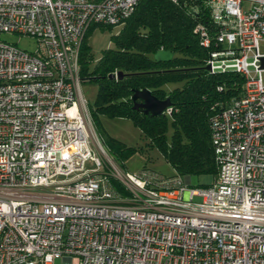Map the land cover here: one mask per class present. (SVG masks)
<instances>
[{"label": "built area", "instance_id": "1", "mask_svg": "<svg viewBox=\"0 0 264 264\" xmlns=\"http://www.w3.org/2000/svg\"><path fill=\"white\" fill-rule=\"evenodd\" d=\"M140 1L0 0V35L36 47L0 40V264H264V0H205V67L244 90L214 108L218 174L199 189L124 171L93 130L81 44Z\"/></svg>", "mask_w": 264, "mask_h": 264}, {"label": "trees", "instance_id": "2", "mask_svg": "<svg viewBox=\"0 0 264 264\" xmlns=\"http://www.w3.org/2000/svg\"><path fill=\"white\" fill-rule=\"evenodd\" d=\"M200 24L214 26L205 0H141L112 36L116 47L104 50L96 63L87 34L96 28L112 30L113 26L94 25L88 30L80 48V77L82 82L98 85L93 120L99 114L128 119L176 175H207L216 180L210 118L215 107L227 106L242 95L244 79L235 72L212 74L205 70L208 52L196 32ZM160 50L172 52V60L155 61ZM119 72L123 73L121 79L116 76ZM112 75L116 78H110ZM145 89L159 100L169 98L171 115L153 117L135 109L132 96ZM104 143L118 160L137 151L108 134Z\"/></svg>", "mask_w": 264, "mask_h": 264}, {"label": "rangeland", "instance_id": "3", "mask_svg": "<svg viewBox=\"0 0 264 264\" xmlns=\"http://www.w3.org/2000/svg\"><path fill=\"white\" fill-rule=\"evenodd\" d=\"M249 3L245 2V8L249 9ZM121 26H114L110 29L96 28L90 31L87 36L89 44L92 47V53L96 63L104 50L114 49L116 45L112 40V36L116 35ZM18 35H0V40H5L16 47H21L26 50H34L35 44L33 40L27 39L18 40ZM264 81V74L262 76ZM179 85H170L169 88H174ZM81 88L84 98L88 103V108L91 112L94 103L96 101L98 85L93 81H81ZM92 118V115H91ZM92 126L95 134L102 142L108 155L123 168L124 171L137 175L144 169H149L157 172L166 177H173L176 175L174 168L164 159L161 153L156 148L148 146V141L143 137L140 129H138L132 121L128 119L109 118L105 115L99 114L95 120L92 118ZM105 134H108L121 142H124L129 147L137 148V151L132 154L126 160H118L114 156H111L107 150V146L104 143ZM92 151L98 157H100L99 151L92 147ZM87 168H92L93 163L89 162L86 165ZM64 179V177L59 178ZM215 179L212 176H193L189 187L192 189L206 188L214 183ZM199 201L198 199H196ZM54 264H71L66 263L62 258L55 260Z\"/></svg>", "mask_w": 264, "mask_h": 264}, {"label": "water", "instance_id": "4", "mask_svg": "<svg viewBox=\"0 0 264 264\" xmlns=\"http://www.w3.org/2000/svg\"><path fill=\"white\" fill-rule=\"evenodd\" d=\"M173 58V53L166 50H160L154 55V59L157 62H170ZM264 66V65H263ZM205 70L210 72V67H205ZM122 72L117 74V78L121 79ZM110 78L115 79L116 76L112 75ZM135 109H141L145 114H150L153 117H159L165 114V112L172 107V103L169 98L166 100H159L152 93L145 90H136L132 96ZM141 100V102H139ZM187 182H191V177H187Z\"/></svg>", "mask_w": 264, "mask_h": 264}]
</instances>
